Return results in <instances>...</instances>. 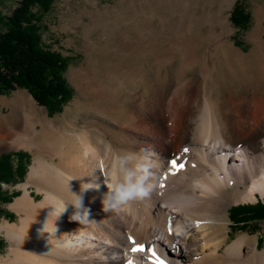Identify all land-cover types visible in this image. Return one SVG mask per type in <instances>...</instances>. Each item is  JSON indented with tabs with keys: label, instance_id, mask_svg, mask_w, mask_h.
<instances>
[{
	"label": "bare ground",
	"instance_id": "bare-ground-1",
	"mask_svg": "<svg viewBox=\"0 0 264 264\" xmlns=\"http://www.w3.org/2000/svg\"><path fill=\"white\" fill-rule=\"evenodd\" d=\"M158 4L145 0L132 18L156 17ZM263 11L252 33L259 51H237L240 60L250 58L260 68H244L243 82L223 96L212 88L188 93L190 86L183 82L168 101L165 92L155 99L136 96L122 121L128 132L122 148H115V138L88 116L108 107L93 108L83 98L54 121L34 102L23 116L1 121L0 138L10 141L5 148L29 149L34 160L23 193L11 204L18 220L0 223V235L13 242L0 264H154L152 251L164 264H264L258 239L243 235L226 243L229 201L223 196L238 187L236 204L264 198ZM148 28L141 26L155 33ZM204 75L211 79L212 69L205 68ZM128 154L133 164H151L155 187L148 197L105 213V184L112 182L119 158ZM173 161L183 167L173 168ZM94 183L100 187L84 190ZM77 196L90 210L86 223L71 220ZM137 245L145 251L132 252Z\"/></svg>",
	"mask_w": 264,
	"mask_h": 264
},
{
	"label": "rangeland",
	"instance_id": "rangeland-1",
	"mask_svg": "<svg viewBox=\"0 0 264 264\" xmlns=\"http://www.w3.org/2000/svg\"><path fill=\"white\" fill-rule=\"evenodd\" d=\"M19 1L0 0V17L9 16ZM144 1L52 0L47 11L34 7L37 15L35 24L39 26L43 46L69 60L64 76L73 95L60 112L49 113L29 91L17 88L0 95V122L23 116L30 110V102L39 109H46L48 118L54 121L63 117L69 108L75 110L74 103L83 98L82 101L93 108L108 107L104 109L106 111L88 113V116L99 120L96 124L107 132L109 138H115L114 146L119 149L128 138L122 121L136 96L144 94L155 99L165 92L163 98L168 101L179 82L188 83V93H203L212 88L216 95L223 96L231 86L243 82L244 68H260L250 58L248 63L240 60L237 51L247 55L256 47L252 33L264 9V0H159L156 17L135 15L133 19L132 14L143 8ZM237 2L250 16L246 30L235 27L230 19ZM142 25L154 28L155 33H151L149 28L142 31ZM256 48L259 51L260 48ZM205 68L213 71L210 81L205 79ZM202 81H207V85L203 87ZM109 111L112 115L107 113ZM81 116L79 122L83 124L82 118L86 115ZM9 142L0 138V156L15 154L12 159L16 164V153L25 152L29 155V164L21 181L2 185L4 195L11 201L0 202L4 210L0 223L18 220L11 204L23 193L21 185L26 182L34 160L29 149H6ZM237 188L229 187L223 194L229 201L225 204L229 229L226 243L248 235L250 241L258 239V248L263 250L264 220L254 221L240 229L230 217V208L256 204L259 200L264 203V198L259 196L256 202L236 204L233 197ZM33 189L31 187L30 191ZM34 197L40 195L34 194ZM0 240L4 243L0 251L1 261L13 242L5 235H0Z\"/></svg>",
	"mask_w": 264,
	"mask_h": 264
},
{
	"label": "trees",
	"instance_id": "trees-1",
	"mask_svg": "<svg viewBox=\"0 0 264 264\" xmlns=\"http://www.w3.org/2000/svg\"><path fill=\"white\" fill-rule=\"evenodd\" d=\"M51 4L52 0H20L9 16L0 17V95L17 88L26 89L49 113H57L73 95L64 76L69 60L43 46L33 11L37 6L47 11ZM230 19L235 27L246 30L250 16L237 2ZM12 156L15 154L0 156V202L4 203L11 198L4 195L2 185L21 181L29 164V155L25 152L16 153V164ZM3 212L0 206V218ZM230 217L240 229L264 220V203L259 200L256 204L231 207ZM3 247L0 240V251Z\"/></svg>",
	"mask_w": 264,
	"mask_h": 264
},
{
	"label": "clouds",
	"instance_id": "clouds-1",
	"mask_svg": "<svg viewBox=\"0 0 264 264\" xmlns=\"http://www.w3.org/2000/svg\"><path fill=\"white\" fill-rule=\"evenodd\" d=\"M133 159V154H128L119 158L118 165L114 166L112 182L105 184L108 191L103 194L102 199L105 213L118 211L132 201L142 200L148 197L154 189L155 184L150 182L153 175L150 170L151 164L147 162L133 164ZM99 187V184L94 183L85 187L84 190ZM73 206L76 211L71 216V220L79 223H86L90 220V210L83 207L81 197L77 196V202ZM65 211L66 205L61 209V213Z\"/></svg>",
	"mask_w": 264,
	"mask_h": 264
},
{
	"label": "snow or ice",
	"instance_id": "snow-or-ice-1",
	"mask_svg": "<svg viewBox=\"0 0 264 264\" xmlns=\"http://www.w3.org/2000/svg\"><path fill=\"white\" fill-rule=\"evenodd\" d=\"M185 151H187V149H185ZM172 166H173V168H177V167L182 168V167H183L182 164L179 165V166H177V164H176L174 161L172 162ZM173 174H174V173H173ZM165 178H166V177H165ZM160 186L163 187L164 185L161 184ZM169 231H171V227H170V226H169ZM129 241H130L132 244H136L134 238H132L131 236L129 237ZM131 251H132V252H143V251H145V246H144V245H137V246L133 247V248L131 249ZM151 255H152L153 257H155L154 264H164V262H163L162 260H160L159 257L156 256V253H155L154 251H152ZM127 264H133V261H128Z\"/></svg>",
	"mask_w": 264,
	"mask_h": 264
}]
</instances>
